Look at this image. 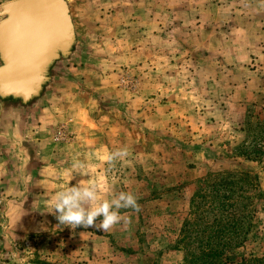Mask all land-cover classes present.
Here are the masks:
<instances>
[{"label":"rangeland","instance_id":"1","mask_svg":"<svg viewBox=\"0 0 264 264\" xmlns=\"http://www.w3.org/2000/svg\"><path fill=\"white\" fill-rule=\"evenodd\" d=\"M68 2L71 51L38 95L0 96V264H264L259 42L185 23L190 10H159L157 25L152 10ZM77 158L91 175L70 172ZM89 179L104 199L137 197L130 224H59L56 193Z\"/></svg>","mask_w":264,"mask_h":264},{"label":"water","instance_id":"2","mask_svg":"<svg viewBox=\"0 0 264 264\" xmlns=\"http://www.w3.org/2000/svg\"><path fill=\"white\" fill-rule=\"evenodd\" d=\"M0 16V96L27 101L41 91L52 62L74 44L69 2L11 0Z\"/></svg>","mask_w":264,"mask_h":264},{"label":"clouds","instance_id":"3","mask_svg":"<svg viewBox=\"0 0 264 264\" xmlns=\"http://www.w3.org/2000/svg\"><path fill=\"white\" fill-rule=\"evenodd\" d=\"M130 155L125 147L108 152L104 156V161L109 167H114L117 161H125ZM71 173L80 175H91L89 166L80 159H75L71 165ZM105 192L108 188H103ZM101 186L92 179L87 182H78L75 186L68 185L59 190L52 204L51 213L56 215L60 225L69 226L76 229L78 226L84 228L95 227L103 232L110 231L115 225L123 222L125 226L130 224V218L121 214V209H133L140 211L137 197L131 192H119L111 199H104L100 195ZM98 218L99 223H96ZM12 264H23L15 252L9 255Z\"/></svg>","mask_w":264,"mask_h":264},{"label":"crops","instance_id":"4","mask_svg":"<svg viewBox=\"0 0 264 264\" xmlns=\"http://www.w3.org/2000/svg\"><path fill=\"white\" fill-rule=\"evenodd\" d=\"M93 7L99 9H147L152 10L154 24L160 25L159 10H190L191 14L185 17V23L221 26L216 33L226 34H253L257 43L255 54L264 56V0H88ZM227 10L228 16L224 17ZM208 9H216L217 14L208 18L203 14ZM157 12L154 15V11ZM230 10V11H229ZM195 12V17L193 13ZM200 13V14H198ZM198 14V15H197ZM199 16V17H198ZM225 26L227 28L225 29ZM225 33V34H224ZM233 38V37H231ZM230 39V37H229ZM58 110V109H57ZM60 111V110H58Z\"/></svg>","mask_w":264,"mask_h":264}]
</instances>
